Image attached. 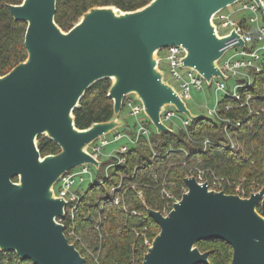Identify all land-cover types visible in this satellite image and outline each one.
<instances>
[{
    "label": "water",
    "instance_id": "1",
    "mask_svg": "<svg viewBox=\"0 0 264 264\" xmlns=\"http://www.w3.org/2000/svg\"><path fill=\"white\" fill-rule=\"evenodd\" d=\"M245 0H150L133 11L92 7L68 31L55 23L57 0H22L7 8L26 24V58L0 75V252H14L33 264H85L69 243L67 202L54 185L82 165L98 169L87 148L98 138L125 127L119 114L125 96L133 95L156 134L173 133L160 121L171 106L191 122L203 118L184 100L159 68L158 52L181 45L183 68L194 69L209 85L227 79L218 60L234 31L216 33L213 16ZM253 1L264 13L261 0ZM109 80L106 97L111 118L85 129L75 126L74 110L96 82ZM59 151L41 157L38 137ZM16 178V181L13 179ZM184 192L166 216L147 209L159 227L141 264H208L199 242L222 241L232 249L230 264H264V186L241 198L185 178ZM259 208L260 212L257 211Z\"/></svg>",
    "mask_w": 264,
    "mask_h": 264
},
{
    "label": "trees",
    "instance_id": "2",
    "mask_svg": "<svg viewBox=\"0 0 264 264\" xmlns=\"http://www.w3.org/2000/svg\"><path fill=\"white\" fill-rule=\"evenodd\" d=\"M149 1L57 0L54 20L66 32L92 7L114 6L121 11H133ZM21 2L0 0V75L9 72L27 55L24 45L26 24L14 21L7 8ZM251 75L249 107L233 106L230 112L221 113L222 118L240 122L239 127L225 129L221 121L203 117L192 121L186 131L177 129L159 135L152 132L149 140L141 137L137 141L127 153L124 165L116 167L109 179L101 185L88 184L86 190L79 193L80 202L73 220L67 215L61 223L65 226L68 242L75 246L85 264H141L148 249L143 244L142 234L152 241L159 232L147 209L162 213L168 203L170 211L184 193V180L194 168L206 170V178L214 175L235 181L244 179L246 184H256V191L264 186V62L262 72ZM109 85V80H101L85 92L80 108L73 112L76 128L85 129L92 123L111 118L112 101L106 97ZM145 125L151 126L147 120ZM123 129L129 134L132 132L130 128ZM226 135L239 148H231ZM205 140L210 145L204 147ZM38 141L41 157L59 151L54 142L43 136L38 137ZM149 144L156 151L153 155ZM119 173L128 176L122 178L121 187L112 192L110 189L117 184ZM195 173L191 175L195 176ZM162 188L172 199L162 196ZM139 191L141 198L137 196ZM116 198L119 200L117 205ZM70 230L78 241L68 235ZM196 247L200 252L208 253V264L231 262L232 249L222 241L199 242ZM0 264L33 263L20 260L14 252H0Z\"/></svg>",
    "mask_w": 264,
    "mask_h": 264
},
{
    "label": "built area",
    "instance_id": "3",
    "mask_svg": "<svg viewBox=\"0 0 264 264\" xmlns=\"http://www.w3.org/2000/svg\"><path fill=\"white\" fill-rule=\"evenodd\" d=\"M261 1L264 5V0ZM239 15H242V17L237 19ZM212 22L215 24L216 33L219 36H226L234 31L244 42V47L236 46L238 38H233L225 43L223 48L225 52L218 60V67L221 72L227 76L226 80L212 78L208 85L194 69L183 68L181 66V59L184 55V48L181 45H172L160 50L158 53H161L162 56L159 58L158 66L160 68L161 63L166 64L167 72L173 84L165 78V71L164 79L174 86L175 91L182 100L186 97H190L192 91L202 92L206 88L213 90L216 96V102L213 108L208 110L209 117L214 121H221L225 125V129L228 127L237 128L240 126V122L236 121L234 123L229 119L222 118L221 113L230 112L233 106L238 108L244 106L249 107V101L252 99V95L249 91V87L252 84L251 73H261L262 63L264 62V13L258 9V6L253 1L245 0L238 2V7L233 11L224 12L221 10L217 12L213 16ZM232 50H235V52L227 56L229 51ZM214 79H216V81L213 83ZM230 79L234 81L231 90H229L226 83ZM240 90L242 93H240ZM219 94L223 95L222 100L218 99ZM129 96L130 95L125 96L123 107L128 109L129 116L137 120V127L133 130L134 132L130 131V134L113 130L110 139L107 138V134L95 140L88 146V152L94 159L99 161L102 148L115 142L126 140L132 147L129 148L127 145L121 146L109 159V161H112L111 163L115 165L124 163L127 153L136 145L141 137L149 140L151 133H149L145 125L146 120L140 119V116L143 115L142 107L140 103L134 101L133 98H129ZM136 104H138V106ZM262 111L264 112V109ZM249 112L252 113V110L249 109ZM179 116H181V114L177 113L171 106H168L161 112L160 121L163 124L170 123L172 125L173 119L179 118ZM190 123L191 121L187 118L181 119V129L186 131ZM226 136L229 138L228 140L231 148H239L237 144L230 140L231 138L229 135ZM208 145H210V142L205 140L203 146L206 147ZM90 166L91 165H82L65 172L54 185L55 195L63 197L67 202L65 217L68 215L70 220H73L77 213V207L80 202L79 193L81 192L75 189V187L80 188L82 184L86 182H88V184H93L96 180L97 175L95 176L92 170H90ZM100 166L101 164H99L98 169H96L97 174ZM193 170L192 172H196L195 176L191 175L192 172H190V175L186 178L194 177L199 185L205 183L209 190L215 192L222 191L224 193L228 192L229 194H234L241 198L248 197L251 193L257 192L256 184H246L244 179L235 181L223 177H216L214 175H211L210 178H206V170L197 168ZM114 190L115 189H113L112 192H114ZM141 194V191L137 193L140 198L142 197ZM161 194L166 199H172V196L168 194L164 188L161 189ZM118 202L119 200L116 198L115 205H117ZM169 209V204L166 203L163 213L167 215ZM133 214H135V212H133ZM63 219L65 218L59 219L58 222L61 223ZM144 231L146 232V229H144ZM68 235L72 237L75 242L79 240V238L75 236L73 230H70ZM142 236L144 239V246L149 248L151 241L146 237L145 233L142 234Z\"/></svg>",
    "mask_w": 264,
    "mask_h": 264
},
{
    "label": "rangeland",
    "instance_id": "4",
    "mask_svg": "<svg viewBox=\"0 0 264 264\" xmlns=\"http://www.w3.org/2000/svg\"><path fill=\"white\" fill-rule=\"evenodd\" d=\"M237 7H238V3L225 8L223 11L224 12H230V11L235 10ZM241 17H242V15H239V16H237V19H239ZM236 51H238V50H236ZM234 52H235V50L229 51L227 56H229L230 54H232ZM158 54L160 55V57L162 56L161 53H158ZM160 68L165 71V78L170 83L173 84V81L171 80V78L169 77V74L167 72L166 64L161 63L160 64ZM215 81H216V79L213 80V83ZM226 83H227V86L229 87V90H231L233 85H234V81L230 79ZM251 87H252V84L249 87V91L251 90ZM133 97H134L133 95L129 96V98H133ZM215 97L216 96L214 95L213 90L206 88L202 92L192 91L191 94H190V97L184 98V102L186 104L187 109L190 111V113H192L194 115H200V116H202L204 118L212 119L208 115V110H211L213 108V106H214V104L216 102V98ZM222 98H223V95L219 94L218 95V99L222 100ZM136 105L138 106V104H136ZM119 118L124 121V123L126 125L125 127L130 128L132 131L137 127V122H136L137 120H135L133 117L129 116V112H128L127 108L122 107V110H121V112L119 114ZM179 118L173 119V124L172 125L170 123H166L165 125L167 127H169L172 131H175V130H177L179 128L181 129L180 120L181 119H185L186 117L184 115H181V116H179ZM140 119L147 120L144 115L140 116ZM147 128L149 130V133L155 132V130L152 127V125L148 126ZM115 131L116 132H124V129L120 128V129H116ZM112 134L111 133L108 134L107 138L110 139L112 137ZM226 139H229V138L226 136ZM123 145H127L129 148L132 147L126 140H121V141L115 142V143H113V144L101 149V156H100V159H99V162H100L101 166H100V168L98 170V174H97V170H96V168L94 166L91 165L89 167L90 170H92V172L94 173V175L95 176L97 175L94 184L98 183L99 185H101L104 181H106L107 179L110 178L112 173H114L116 171L115 170L116 167L124 165L125 162L115 165L114 163H111L112 161L111 162L109 161L110 157H112L116 153V151L119 150L120 147L123 146ZM149 149L151 151V155L156 153V151L154 150L153 146L150 145V144H149ZM87 151H88V148H87ZM105 163H107V164H105ZM127 176H128L127 174L124 175L123 173H119V176L117 177V179H118L117 181L118 182H117V184L115 186H112L110 191H112L113 189H116L118 187L120 188L121 179L124 178V177H127ZM87 186H88V182L82 184V186L80 188L79 187H75V189L80 190V192H82V191L84 192L86 190ZM79 195H81V194H79ZM161 214L166 216L163 213V211H162Z\"/></svg>",
    "mask_w": 264,
    "mask_h": 264
},
{
    "label": "flooded vegetation",
    "instance_id": "5",
    "mask_svg": "<svg viewBox=\"0 0 264 264\" xmlns=\"http://www.w3.org/2000/svg\"><path fill=\"white\" fill-rule=\"evenodd\" d=\"M259 210H260V209H259V208H257V211H258V212H260Z\"/></svg>",
    "mask_w": 264,
    "mask_h": 264
}]
</instances>
